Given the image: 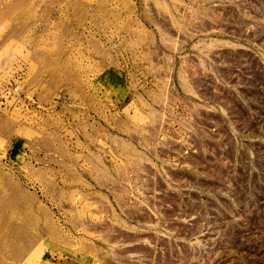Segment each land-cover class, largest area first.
Returning <instances> with one entry per match:
<instances>
[{
	"label": "rangeland",
	"instance_id": "obj_1",
	"mask_svg": "<svg viewBox=\"0 0 264 264\" xmlns=\"http://www.w3.org/2000/svg\"><path fill=\"white\" fill-rule=\"evenodd\" d=\"M15 83L0 264H264V0H0Z\"/></svg>",
	"mask_w": 264,
	"mask_h": 264
},
{
	"label": "built area",
	"instance_id": "obj_2",
	"mask_svg": "<svg viewBox=\"0 0 264 264\" xmlns=\"http://www.w3.org/2000/svg\"><path fill=\"white\" fill-rule=\"evenodd\" d=\"M8 90H10V92H8ZM0 93L2 95V100L4 99V102H2L1 100V105H7L10 102L18 104L22 99H28L23 90V87L19 83L9 84L7 88H2V91H0Z\"/></svg>",
	"mask_w": 264,
	"mask_h": 264
}]
</instances>
